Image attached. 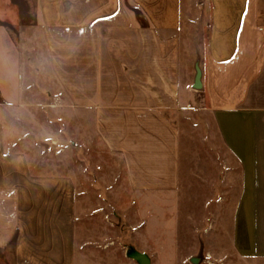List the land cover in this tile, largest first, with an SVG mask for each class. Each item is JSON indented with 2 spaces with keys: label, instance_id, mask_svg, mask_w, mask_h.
<instances>
[{
  "label": "crops",
  "instance_id": "0c3cea01",
  "mask_svg": "<svg viewBox=\"0 0 264 264\" xmlns=\"http://www.w3.org/2000/svg\"><path fill=\"white\" fill-rule=\"evenodd\" d=\"M25 1L27 14L24 0H0V251L12 249L14 264L79 263L74 177L36 172L8 147L3 112L23 104L9 98L25 97L24 66L37 61L74 90L75 106L95 110L139 189L179 185L168 114L211 112L239 168L233 248L244 264H264V0H204L213 48L195 88L182 83L184 0Z\"/></svg>",
  "mask_w": 264,
  "mask_h": 264
},
{
  "label": "rangeland",
  "instance_id": "374dc122",
  "mask_svg": "<svg viewBox=\"0 0 264 264\" xmlns=\"http://www.w3.org/2000/svg\"><path fill=\"white\" fill-rule=\"evenodd\" d=\"M27 4H19L22 13L27 14ZM211 19V3L184 0L182 83L187 87L200 85L212 52ZM24 68L25 97L9 98L23 104L3 112L8 147L28 153L36 172L74 177L78 264H244L232 244L239 168L211 112L168 114L178 132L179 185L173 191L139 189L123 155L104 141L95 110L75 106L74 90L61 88L48 65L36 61ZM113 115L112 123L122 125ZM12 252L0 251V264H14Z\"/></svg>",
  "mask_w": 264,
  "mask_h": 264
}]
</instances>
